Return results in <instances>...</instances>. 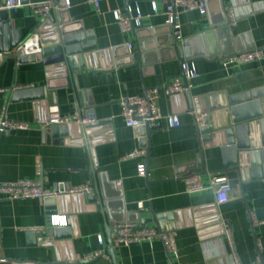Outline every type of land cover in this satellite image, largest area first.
<instances>
[{
  "label": "crops",
  "instance_id": "obj_1",
  "mask_svg": "<svg viewBox=\"0 0 264 264\" xmlns=\"http://www.w3.org/2000/svg\"><path fill=\"white\" fill-rule=\"evenodd\" d=\"M127 1L100 0L96 7L87 0H68L71 19L81 22L86 40L98 45L94 55L85 59L84 69L76 72L77 86L89 91L92 105L79 107L70 87L50 89L43 99L14 100L10 94L15 89L46 84V67L43 62H16L12 57L0 64V116L28 123V127L9 133L0 131V184L40 181L61 197L50 215L65 214L68 222L56 226L69 227L72 233L67 239L29 238L28 232L48 225L44 197L11 199L0 192V264H264V178H246L238 168H226L219 149L203 145L195 124L196 112L188 104L183 107L180 94L164 92L168 80L183 78L182 62L174 50L164 46L142 50L133 61L116 63L127 52H138L150 29L160 30L163 40L171 33L166 23V0ZM205 3V13L181 11L183 40L230 24L233 37L244 50L264 48V0ZM136 5L143 15L142 24L123 30L115 12L126 13L128 6L135 10ZM231 10L234 21L229 16ZM7 11L22 36L35 32L47 18L29 4ZM223 36H204L192 47L198 52L221 51ZM129 43L132 48H122L117 56L107 51ZM223 55L184 60L194 61L200 73L189 83L183 78L193 95L219 93L224 97L264 86V59L225 67ZM150 87L160 89L161 113H178L181 125L168 127L163 120V126L152 128L147 146H143L138 129L125 123L120 99ZM56 111L102 122L93 127L87 139L78 132L77 123L70 124L64 140L81 143H59L55 137L45 138L42 128L46 125L40 124ZM136 149L145 153L125 157ZM141 162L146 166L144 175L138 172ZM192 172L201 174L204 189H187L185 177ZM219 174L227 175L232 188L229 199L220 204L210 185L211 176ZM84 184L93 187L91 194L68 193L70 187ZM90 195L97 199L90 200ZM139 202H143L142 208ZM122 205L126 219L120 221ZM169 212L166 222L175 226L168 230L175 231L176 253L170 254L160 238L114 244L120 223L129 221L138 226L141 218ZM128 214L131 218L137 214L138 220H128ZM146 225L160 227L156 221ZM95 252L96 256L86 259Z\"/></svg>",
  "mask_w": 264,
  "mask_h": 264
},
{
  "label": "water",
  "instance_id": "obj_2",
  "mask_svg": "<svg viewBox=\"0 0 264 264\" xmlns=\"http://www.w3.org/2000/svg\"><path fill=\"white\" fill-rule=\"evenodd\" d=\"M20 1L23 4H28L46 0ZM50 1L52 8L46 14L45 21L39 25L35 32L28 36H22L20 30L14 28L12 21L8 18V9L4 8L6 0H0V64L12 57L16 62H43L47 70L45 85L15 89L10 96L14 100L43 99L50 89L70 87L79 107L92 105L93 99L89 91L80 90L77 86L76 72L84 69L85 59L94 55L93 51L98 49V45L95 41L86 40L87 33L83 30L81 22H74L71 19L69 11L66 9V0ZM129 1L127 2L129 3ZM56 22L59 23V26L53 28L54 25H57ZM46 28L48 31H43ZM167 28L171 31L168 39H160V30L152 28L149 30L147 40L139 44L138 52L130 54L126 51L125 57L117 59L116 63L133 61L142 55V50L149 52L163 46L166 47L164 49L174 50L181 62L199 55L212 57L220 53L227 54L245 49L233 37L230 24L205 31L203 34L186 38L183 41L175 39L169 24ZM217 33L220 36L225 34L221 51L199 50L198 52L195 47H192L195 40ZM122 48L128 49L127 44L124 47L115 46L107 51L117 56ZM185 86L186 88L178 97L184 99L183 107L188 104L189 108L196 112L195 124L205 148H218L226 168L229 166L238 168L246 178L251 176L264 178V86L224 97H221L219 93L193 95L191 89L188 88V83ZM101 122L91 121L82 125L70 124H75L78 132L87 139V134L91 133L93 127ZM70 124H48L42 128V133L47 139L55 137V142L81 143L82 140H64L63 137L70 133ZM151 133L150 123L138 128L137 134L142 137L143 146H147ZM88 144L91 145L89 142ZM91 150L93 149L91 148ZM89 199L96 200L97 197L90 195ZM44 200L48 213V225L45 229L28 232V237L33 239L34 236L43 238L49 236L53 240L71 238L72 233L69 227H57L49 222V216L61 202V197L50 195L44 197ZM120 215V221L126 219L124 205L120 208ZM136 215L134 214V217L131 218L128 214L127 219L137 221ZM169 216H171V212L160 213L153 218H141V223L137 227H142L149 221H156L163 230L174 228V224L169 225L166 222Z\"/></svg>",
  "mask_w": 264,
  "mask_h": 264
},
{
  "label": "built area",
  "instance_id": "obj_3",
  "mask_svg": "<svg viewBox=\"0 0 264 264\" xmlns=\"http://www.w3.org/2000/svg\"><path fill=\"white\" fill-rule=\"evenodd\" d=\"M93 3L96 7H99L100 0H87ZM34 12L39 15L46 16L48 11L52 8V3L50 0L32 2L28 3ZM20 0H6L4 8L6 9H16L22 6ZM69 2L66 0V6L69 7ZM154 9L156 6L154 5ZM198 9L200 12L205 13L207 6L205 0H166V23L172 27L175 39L183 40L180 14L182 10ZM116 18L123 30H129L134 26H140L142 24V12L138 5H136L135 10L128 6L126 13L119 10L115 12ZM229 16L232 21H234L233 11H229ZM59 26V25H58ZM54 25L53 28H58ZM132 44L129 43L128 47L132 48ZM264 59V48L256 47L243 51H235L221 57L222 64L225 67L232 65H240L253 61H259ZM182 75L186 81L197 78L200 73L194 63V61H183L182 62ZM183 78L180 76H175L168 80L164 86V92L167 95H177L184 91L186 88ZM160 98V89L158 87L147 88L143 93L135 95H127L120 99V104L122 106V115L125 119L127 126L133 128H139L145 126L147 123L151 124V127L159 128L163 126V120L168 127H176L181 125V120L178 113H170L168 115H163L158 106V99ZM91 117H82L78 113L61 114L60 112H52L49 118L44 121H40V124L48 125L52 123L56 124H85L93 121ZM39 123V122H38ZM28 123L14 121L5 116H0V131L4 133H9L17 128H26ZM145 151L143 149H136L128 152L125 157H136L143 155ZM138 172L142 175L146 172V166L144 163L138 164ZM185 182L187 189L189 191H199L204 189L202 183L201 174L198 172H192L185 177ZM210 185L215 191L216 202L223 203L229 199L231 193V185L229 183L228 177L225 174L213 175L211 176ZM0 192L5 193L9 198H26V197H46L54 195L55 193L47 190L43 187L42 183L38 180H18L14 182H4L0 184ZM93 192V187L89 184L76 185L68 189L70 194H80L87 195ZM139 207H143V202L138 203ZM49 222L51 225H66L68 218L65 214H52L49 217ZM229 239H231L230 231L227 230ZM153 238H160L167 251L172 254L177 252V246L175 241V231L174 230H163L157 225H144L142 227H137L133 222L125 221L118 225V233L114 240V244H131L135 242H141L143 240H151ZM102 242V239L100 238ZM232 243V242H231ZM112 243V246L114 245ZM98 252L89 254L86 259H90L96 256ZM240 264V263H238ZM260 264V263H257Z\"/></svg>",
  "mask_w": 264,
  "mask_h": 264
}]
</instances>
